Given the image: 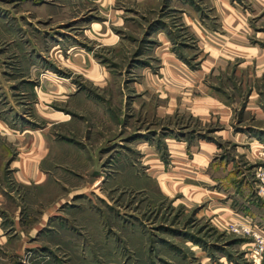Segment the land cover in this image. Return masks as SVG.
Segmentation results:
<instances>
[{
  "label": "rangeland",
  "instance_id": "1",
  "mask_svg": "<svg viewBox=\"0 0 264 264\" xmlns=\"http://www.w3.org/2000/svg\"><path fill=\"white\" fill-rule=\"evenodd\" d=\"M0 264H264V0H0Z\"/></svg>",
  "mask_w": 264,
  "mask_h": 264
},
{
  "label": "crops",
  "instance_id": "2",
  "mask_svg": "<svg viewBox=\"0 0 264 264\" xmlns=\"http://www.w3.org/2000/svg\"><path fill=\"white\" fill-rule=\"evenodd\" d=\"M39 148L36 147L31 151L25 150L26 157H18L13 165H17V176L21 181H28L30 179L39 178L41 172L37 169V158H39ZM23 158V159H22Z\"/></svg>",
  "mask_w": 264,
  "mask_h": 264
}]
</instances>
